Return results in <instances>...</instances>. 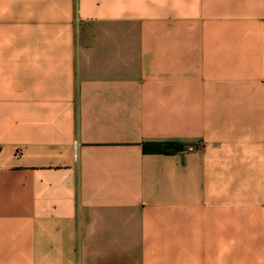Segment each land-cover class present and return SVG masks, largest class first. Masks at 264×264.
<instances>
[{
  "label": "crops",
  "instance_id": "1",
  "mask_svg": "<svg viewBox=\"0 0 264 264\" xmlns=\"http://www.w3.org/2000/svg\"><path fill=\"white\" fill-rule=\"evenodd\" d=\"M0 264H264V0H0Z\"/></svg>",
  "mask_w": 264,
  "mask_h": 264
},
{
  "label": "trees",
  "instance_id": "2",
  "mask_svg": "<svg viewBox=\"0 0 264 264\" xmlns=\"http://www.w3.org/2000/svg\"><path fill=\"white\" fill-rule=\"evenodd\" d=\"M148 145H152L156 148V151L153 154H173L175 152L183 151L186 148V145L177 144V143H147L144 145V152L148 153V150L145 148Z\"/></svg>",
  "mask_w": 264,
  "mask_h": 264
}]
</instances>
